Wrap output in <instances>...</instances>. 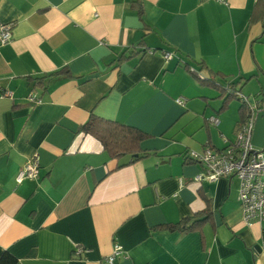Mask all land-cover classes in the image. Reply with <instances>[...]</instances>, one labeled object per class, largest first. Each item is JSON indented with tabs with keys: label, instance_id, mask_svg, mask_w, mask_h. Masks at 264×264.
Wrapping results in <instances>:
<instances>
[{
	"label": "crops",
	"instance_id": "obj_1",
	"mask_svg": "<svg viewBox=\"0 0 264 264\" xmlns=\"http://www.w3.org/2000/svg\"><path fill=\"white\" fill-rule=\"evenodd\" d=\"M0 22V255L107 264L117 243L114 264H264L237 178L196 181L186 157L233 141L229 90L264 100V0H0ZM91 114L145 133L144 154L110 155L80 129ZM33 156L38 178L17 183Z\"/></svg>",
	"mask_w": 264,
	"mask_h": 264
},
{
	"label": "built area",
	"instance_id": "obj_2",
	"mask_svg": "<svg viewBox=\"0 0 264 264\" xmlns=\"http://www.w3.org/2000/svg\"><path fill=\"white\" fill-rule=\"evenodd\" d=\"M224 3L225 0H217ZM11 23L0 22V44H7L11 40ZM148 50V49H147ZM152 52V50H148ZM165 60L172 59L175 53L171 50L162 51ZM230 92V90L228 91ZM237 95L243 102L246 112L245 117L238 124L234 139L221 149L205 147L203 151L193 150L186 152V157L196 161L203 166V171L197 174L196 181L213 182L221 177H236L239 182L238 202L242 211V218L246 225L254 221L264 219V147L259 148L253 145L252 135L256 120V113L264 110V100L250 102L248 97L238 91L230 92ZM4 95H11L5 91ZM29 102L39 103L40 97L32 92L26 96ZM178 103H183V98H177ZM209 121L217 125V116L208 117ZM39 175V162L36 156L30 157L19 168L15 181L20 183L23 180H34ZM75 255H81L84 250L82 246L73 247ZM128 253L122 247L114 243L112 251L105 257L107 264H114L119 259H127Z\"/></svg>",
	"mask_w": 264,
	"mask_h": 264
},
{
	"label": "trees",
	"instance_id": "obj_3",
	"mask_svg": "<svg viewBox=\"0 0 264 264\" xmlns=\"http://www.w3.org/2000/svg\"><path fill=\"white\" fill-rule=\"evenodd\" d=\"M230 92H232V89ZM230 92H228V96L224 99V105L231 97ZM245 112L246 109L243 105L241 121L245 117ZM80 129L81 131L97 138L101 142L103 148L115 158L129 156L130 159L135 160L144 154L143 151L139 149V142L145 136V133L132 126L117 123L91 114L88 120L81 125ZM206 218L207 215L205 214L202 218L192 222L188 228L198 227L200 221H203ZM175 226L177 225L170 226V228L173 229ZM15 263L16 258L9 252L3 251L1 253L0 264Z\"/></svg>",
	"mask_w": 264,
	"mask_h": 264
},
{
	"label": "water",
	"instance_id": "obj_4",
	"mask_svg": "<svg viewBox=\"0 0 264 264\" xmlns=\"http://www.w3.org/2000/svg\"><path fill=\"white\" fill-rule=\"evenodd\" d=\"M252 143L256 147H264V110H259L256 113V120L252 135Z\"/></svg>",
	"mask_w": 264,
	"mask_h": 264
}]
</instances>
